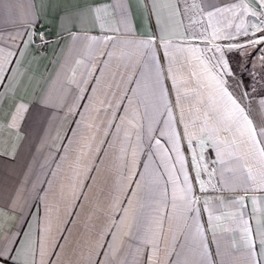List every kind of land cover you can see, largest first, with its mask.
<instances>
[{"label":"crops","instance_id":"0c3cea01","mask_svg":"<svg viewBox=\"0 0 264 264\" xmlns=\"http://www.w3.org/2000/svg\"><path fill=\"white\" fill-rule=\"evenodd\" d=\"M261 10L0 0L7 264H264V145L244 122L264 124V94L246 100L219 63Z\"/></svg>","mask_w":264,"mask_h":264},{"label":"rangeland","instance_id":"374dc122","mask_svg":"<svg viewBox=\"0 0 264 264\" xmlns=\"http://www.w3.org/2000/svg\"><path fill=\"white\" fill-rule=\"evenodd\" d=\"M256 17L257 23L251 24L254 27H261L260 22L264 21V14ZM255 31V29H254ZM258 37H264V29L245 35L238 46L228 48V58L232 62V68H236V72L229 76V83L235 85L239 90L247 93V96L255 94H264V41L252 45L249 41ZM250 100L251 97L245 98Z\"/></svg>","mask_w":264,"mask_h":264},{"label":"snow or ice","instance_id":"6c2138e0","mask_svg":"<svg viewBox=\"0 0 264 264\" xmlns=\"http://www.w3.org/2000/svg\"><path fill=\"white\" fill-rule=\"evenodd\" d=\"M259 4H260V8L262 10H264V0H259ZM155 7V5H154ZM175 7V6H173ZM232 7H235V5H233ZM230 9L228 8H216L214 9L213 11H208L207 12V16L209 18H211L212 16L216 15V13H223L225 11H228ZM100 10L97 9V12H99ZM253 15H256L255 12L252 13ZM261 14H264V11H262ZM261 24V27H257L256 28V31H261L262 29H264V21H261L260 22ZM213 38H216L215 37V33L213 34ZM164 37H163V34L161 35V40L163 41ZM261 41H264V37H258L254 40H251L249 41L250 44L252 45H255L257 43H260ZM141 43H143L145 46H149L153 43V38H149L148 40H145V41H142ZM166 47V45H165ZM215 50L216 51H220V47L219 45H216L215 46ZM220 67L222 68L224 74L226 75H230L231 74V69L227 63L226 60L223 59V57L220 58ZM262 105H264V101H261ZM240 112L243 114L244 110L243 109H240ZM244 122H245V125L247 127V131H248V134L250 136V138L252 139V142L254 145H264V139H258V137H264V124L260 125V126H256L254 125L252 119H250L247 115H244ZM157 143H159V141H157ZM189 146L191 147V140L189 141ZM259 151H260V154L262 156H264V146H261L259 148ZM193 152V155H192V162H193V165L195 166L196 168V176L197 178H199V175H200V165H199V162L197 161V158H196V154H195V150L193 149L192 150ZM177 155H178V158L180 159L181 161V164L183 165V156L180 154L179 152V148H177ZM187 180V178H185ZM201 190H203V186H201ZM190 191V189H189ZM261 244H262V247H264V240L261 241ZM248 247L251 249L253 247V244L251 242V240H249L248 242ZM0 264H7V259L4 258V253L3 252H0Z\"/></svg>","mask_w":264,"mask_h":264},{"label":"built area","instance_id":"2783aa9c","mask_svg":"<svg viewBox=\"0 0 264 264\" xmlns=\"http://www.w3.org/2000/svg\"><path fill=\"white\" fill-rule=\"evenodd\" d=\"M38 36H39V37H42V36H43V33H42V32H39V33H38Z\"/></svg>","mask_w":264,"mask_h":264}]
</instances>
